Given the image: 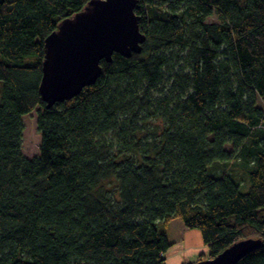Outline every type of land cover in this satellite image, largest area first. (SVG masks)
I'll list each match as a JSON object with an SVG mask.
<instances>
[{"label": "trees", "instance_id": "1", "mask_svg": "<svg viewBox=\"0 0 264 264\" xmlns=\"http://www.w3.org/2000/svg\"><path fill=\"white\" fill-rule=\"evenodd\" d=\"M89 1L0 0V264H165L175 218L264 264V0H139L142 52L47 108L45 39Z\"/></svg>", "mask_w": 264, "mask_h": 264}, {"label": "water", "instance_id": "2", "mask_svg": "<svg viewBox=\"0 0 264 264\" xmlns=\"http://www.w3.org/2000/svg\"><path fill=\"white\" fill-rule=\"evenodd\" d=\"M138 2L90 0L45 39L40 90L47 108L71 100L95 84L102 74L103 60L111 63L115 53L129 58L142 52L146 35L136 14ZM261 243V239L240 240L216 257L193 264H238Z\"/></svg>", "mask_w": 264, "mask_h": 264}, {"label": "rangeland", "instance_id": "3", "mask_svg": "<svg viewBox=\"0 0 264 264\" xmlns=\"http://www.w3.org/2000/svg\"><path fill=\"white\" fill-rule=\"evenodd\" d=\"M209 22H219V18L217 16V14L214 13V15L212 17H210L208 19ZM260 105L263 107L262 102H260ZM38 111L39 109H37L36 111L24 116L23 121L25 124V130H24V137H23V153L24 155L29 158V159H33L37 156L40 155V146H41V134L38 131L37 128V120H38ZM160 121H155L153 122V124H157ZM222 166V165H219ZM223 168L226 169L227 172L232 173V174H236V176H238L239 180L242 182L243 187L245 189L248 188V179H247V174L245 172L244 169H241L240 167H238V165H235L233 163L227 165H223ZM182 225V221L179 218H175L172 219L169 223H163V222H158V228L161 232H166L167 235L169 236L170 241L172 242L173 240H175L176 238L180 239L182 234H181V226ZM191 231H193L194 233H200L201 231L199 229H190ZM202 235V234H201ZM171 237V238H170ZM195 237V235H194ZM197 239V238H196ZM195 239V240H196ZM177 240V239H176ZM194 240V239H193ZM193 243H196L197 246V240ZM173 245V243H172ZM174 247V246H173ZM172 246L169 248L171 249ZM211 255H204L201 257H198L196 260L190 262V263H194L196 261H198L200 258H209ZM167 263V259L165 258V264ZM187 263V264H190Z\"/></svg>", "mask_w": 264, "mask_h": 264}, {"label": "crops", "instance_id": "4", "mask_svg": "<svg viewBox=\"0 0 264 264\" xmlns=\"http://www.w3.org/2000/svg\"><path fill=\"white\" fill-rule=\"evenodd\" d=\"M179 227H181L182 236L180 239L176 238L177 240H173L172 248L165 253V258L167 259L166 264H187L196 260L198 257L211 254V250L205 245L200 233H194L185 227L183 222ZM193 239L197 240V246H194L196 243H193Z\"/></svg>", "mask_w": 264, "mask_h": 264}]
</instances>
